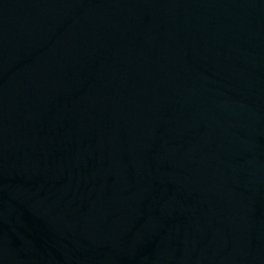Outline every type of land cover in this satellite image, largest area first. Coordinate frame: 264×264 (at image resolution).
Segmentation results:
<instances>
[{"label":"water","instance_id":"95a60500","mask_svg":"<svg viewBox=\"0 0 264 264\" xmlns=\"http://www.w3.org/2000/svg\"><path fill=\"white\" fill-rule=\"evenodd\" d=\"M5 264H264V0H0Z\"/></svg>","mask_w":264,"mask_h":264}]
</instances>
